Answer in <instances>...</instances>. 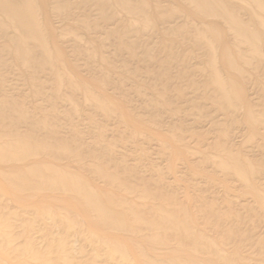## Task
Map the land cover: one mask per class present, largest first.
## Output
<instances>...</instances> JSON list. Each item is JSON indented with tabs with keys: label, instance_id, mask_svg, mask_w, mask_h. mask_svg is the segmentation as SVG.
<instances>
[{
	"label": "bare ground",
	"instance_id": "obj_1",
	"mask_svg": "<svg viewBox=\"0 0 264 264\" xmlns=\"http://www.w3.org/2000/svg\"><path fill=\"white\" fill-rule=\"evenodd\" d=\"M0 264H264V0H0Z\"/></svg>",
	"mask_w": 264,
	"mask_h": 264
}]
</instances>
